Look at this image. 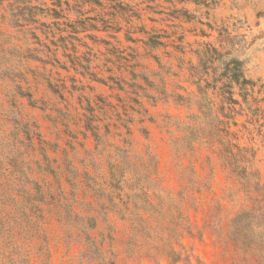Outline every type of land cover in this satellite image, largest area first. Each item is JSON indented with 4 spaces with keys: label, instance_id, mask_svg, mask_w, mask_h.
Masks as SVG:
<instances>
[{
    "label": "rangeland",
    "instance_id": "obj_1",
    "mask_svg": "<svg viewBox=\"0 0 264 264\" xmlns=\"http://www.w3.org/2000/svg\"><path fill=\"white\" fill-rule=\"evenodd\" d=\"M0 264H264V0H0Z\"/></svg>",
    "mask_w": 264,
    "mask_h": 264
},
{
    "label": "trees",
    "instance_id": "obj_2",
    "mask_svg": "<svg viewBox=\"0 0 264 264\" xmlns=\"http://www.w3.org/2000/svg\"><path fill=\"white\" fill-rule=\"evenodd\" d=\"M197 64L191 67L192 82L196 85L199 94V108L211 109L214 100L208 95L220 96L222 101L220 109L224 104H234L237 100L233 97V86H238L240 95L245 99L248 89L253 82L246 78L242 71V61L229 56V53H221L217 48L211 47L205 50H197ZM212 76L208 77V71ZM214 120L220 121L216 116Z\"/></svg>",
    "mask_w": 264,
    "mask_h": 264
}]
</instances>
